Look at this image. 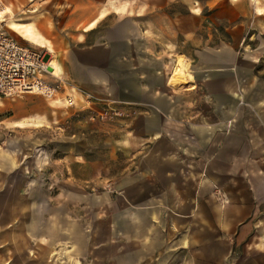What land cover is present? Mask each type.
Segmentation results:
<instances>
[{
    "label": "rangeland",
    "instance_id": "obj_1",
    "mask_svg": "<svg viewBox=\"0 0 264 264\" xmlns=\"http://www.w3.org/2000/svg\"><path fill=\"white\" fill-rule=\"evenodd\" d=\"M193 1L196 34L227 43V59L230 50L238 56V114L251 141H244V152L254 170L264 168V137L254 131L264 128V0H0V7H8L0 29L44 49L55 72L76 91L96 94L97 85L71 77L73 49L84 39L81 27L94 18L90 24L99 29L88 31L89 37L109 26L116 36L138 37L141 21L153 18L161 3L180 15ZM26 95L30 99L23 101ZM82 103L54 102L37 92L0 94V264H212L213 255L188 254L177 239L180 232L160 231V224L140 215L131 217L135 221L120 215L122 197L108 180L120 175L119 162L105 152L106 143L92 150V162L89 156H64L63 136L78 119L101 121L89 119Z\"/></svg>",
    "mask_w": 264,
    "mask_h": 264
},
{
    "label": "crops",
    "instance_id": "obj_2",
    "mask_svg": "<svg viewBox=\"0 0 264 264\" xmlns=\"http://www.w3.org/2000/svg\"><path fill=\"white\" fill-rule=\"evenodd\" d=\"M194 4L177 15L161 3L153 18L141 21L138 37L116 36L110 26L89 37L99 29L90 24L94 18L81 27L71 77L97 85L99 93H84L118 112L98 122L78 119L63 136L74 144L64 145V156L92 162L106 143L105 152L119 162L120 175L108 180L122 197L126 220L140 215L160 231L180 232L188 254L213 255L212 264H264V168L254 170L244 152V141H251L238 114V56L228 48L227 59V43L196 34ZM177 58L189 66L180 84L173 81ZM254 131L264 137V128Z\"/></svg>",
    "mask_w": 264,
    "mask_h": 264
},
{
    "label": "built area",
    "instance_id": "obj_3",
    "mask_svg": "<svg viewBox=\"0 0 264 264\" xmlns=\"http://www.w3.org/2000/svg\"><path fill=\"white\" fill-rule=\"evenodd\" d=\"M42 48L20 42L0 29V94L19 95L37 92L54 102L74 105L78 99L82 107H89L91 120L104 119L118 111L106 102H99L90 93L76 91L61 74L55 72L51 58ZM51 68V69H50ZM54 76V79H50Z\"/></svg>",
    "mask_w": 264,
    "mask_h": 264
},
{
    "label": "bare ground",
    "instance_id": "obj_4",
    "mask_svg": "<svg viewBox=\"0 0 264 264\" xmlns=\"http://www.w3.org/2000/svg\"><path fill=\"white\" fill-rule=\"evenodd\" d=\"M4 11V7H0V14ZM183 60V59H182ZM182 60H178L175 71H174V83H179L185 79V77L189 74L188 63ZM52 64V61H51ZM53 65V64H52Z\"/></svg>",
    "mask_w": 264,
    "mask_h": 264
}]
</instances>
